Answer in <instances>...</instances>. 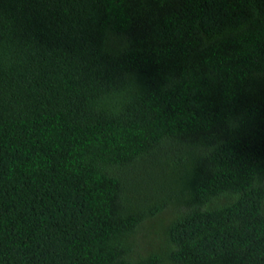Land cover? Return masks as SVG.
<instances>
[{"label": "trees", "instance_id": "16d2710c", "mask_svg": "<svg viewBox=\"0 0 264 264\" xmlns=\"http://www.w3.org/2000/svg\"><path fill=\"white\" fill-rule=\"evenodd\" d=\"M0 264H264V0H0Z\"/></svg>", "mask_w": 264, "mask_h": 264}, {"label": "rangeland", "instance_id": "374dc122", "mask_svg": "<svg viewBox=\"0 0 264 264\" xmlns=\"http://www.w3.org/2000/svg\"><path fill=\"white\" fill-rule=\"evenodd\" d=\"M171 217L172 213L162 212L157 215V217L144 222L138 234L140 240L139 244L141 247L140 249L143 252L150 250L153 246L162 242L160 237L163 239V226H161V224H166Z\"/></svg>", "mask_w": 264, "mask_h": 264}]
</instances>
